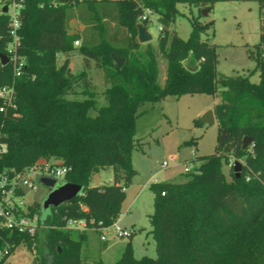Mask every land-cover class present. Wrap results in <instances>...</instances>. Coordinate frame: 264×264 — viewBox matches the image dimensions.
<instances>
[{
	"label": "trees",
	"instance_id": "1",
	"mask_svg": "<svg viewBox=\"0 0 264 264\" xmlns=\"http://www.w3.org/2000/svg\"><path fill=\"white\" fill-rule=\"evenodd\" d=\"M18 1L24 6L16 52L26 61L17 75L12 63L0 60V88L13 89L11 100L0 97V136L8 144L0 169L61 161L71 167L67 181L85 186L79 196L52 209L45 227L25 236V243L37 252L34 264H83L88 232L64 228L67 219L85 218L95 228L119 219L126 188L136 174L131 155L141 107L187 93L218 98L216 151L198 157L201 164L187 172L186 181L152 184L155 209L150 219L157 256L137 258L130 239L114 264H264V0H257L262 22L255 49L257 83L249 76L218 72L216 47L202 39L214 28L213 20L192 17L188 39L172 29L179 4L201 12L227 0ZM147 8L162 24L158 51L167 60L164 85L158 81L156 50L137 38V20ZM75 16L88 28L79 48L85 57L79 73L73 72L69 57L75 49L69 23ZM113 23L122 28L112 29ZM12 41L9 18L1 17L0 54L8 53ZM61 52L67 57L58 65ZM112 53L125 58L123 66ZM190 56L199 61L194 70L185 65ZM92 61L103 70L102 90L89 76ZM196 123L202 124L200 119ZM246 137L252 141L244 147ZM241 158V177L231 166L228 178L223 161ZM106 167L113 168V181L91 185L92 177ZM41 206L36 202L33 212L39 214ZM106 248L103 244L97 264H103Z\"/></svg>",
	"mask_w": 264,
	"mask_h": 264
},
{
	"label": "rangeland",
	"instance_id": "2",
	"mask_svg": "<svg viewBox=\"0 0 264 264\" xmlns=\"http://www.w3.org/2000/svg\"><path fill=\"white\" fill-rule=\"evenodd\" d=\"M5 6H8L7 12L4 11ZM178 8L180 12L172 29L183 39H188L190 36L192 17L200 15L201 21H214V28L203 33L202 39L209 41L216 47L217 70L220 74L249 76L252 82H259L260 74L258 71H254L258 64L255 49L260 42L262 23L257 0L219 1L207 16L202 11L200 12L196 6L179 4ZM17 12H19V7L16 6L14 0H0V18L7 16L10 28L16 24L15 13ZM262 14L264 19V9ZM137 23L146 25L152 34L153 38L149 43L157 52L158 81L164 85L167 76V60L158 51L159 26L161 25L159 16L153 13L150 15L148 23L140 18H138ZM119 27L122 28L118 24H111L112 29ZM87 29L77 16L70 20L69 33L73 38L72 44L75 49L69 52V57L74 73H79L85 68V57L79 48L83 44V36ZM19 30L17 31L18 34ZM10 34L12 35V33ZM78 35L80 38L76 37ZM77 41L79 44L76 43ZM142 44L145 46L147 43ZM1 54H6L8 63H12L13 66L17 62L19 63V57L16 56L12 43L8 45V53L3 52ZM66 57V52L59 53L58 65L64 62ZM22 60L26 61L23 57ZM91 63V68L88 70L89 76L98 89L102 90L105 86L103 70L97 68L94 61ZM198 63L199 61L195 62L192 56L185 61V65L193 67H197ZM217 100V97L207 93H187L180 97L169 95L156 103L146 102L143 104L141 110L144 113L137 118L136 137L138 141L131 155L136 174L133 183L126 188L127 195L118 220L121 226L136 228V231L131 238L118 240L117 249L122 248L131 239L134 255L137 258L157 256V246L151 232L152 223L150 219V214L155 209V192L152 189V184L186 181L188 177L186 167L190 165V171H194L201 164L198 157L216 151L218 123L212 125L197 124L196 120L201 119L208 110H214ZM100 101L104 103L105 97H100ZM238 160L243 164L245 162V158ZM165 162L167 167L163 168ZM222 171L228 178H231V166L228 162L223 161ZM113 177V168L106 167L92 177L91 185L109 184L113 181ZM49 192L50 188L40 184L35 192L26 194V200L28 202L37 201L42 204ZM49 211L45 210L42 205L39 213L40 218H46ZM261 226H264V221H262ZM87 232L88 238L82 247L83 264H97L101 258L100 250L103 241L100 239V232L94 228ZM114 243V239L109 240L110 245ZM114 250L110 247L103 253L104 264H114L117 257ZM36 257L37 252L30 249L27 244L22 243L18 245L5 264H34ZM48 261H51V258Z\"/></svg>",
	"mask_w": 264,
	"mask_h": 264
},
{
	"label": "built area",
	"instance_id": "3",
	"mask_svg": "<svg viewBox=\"0 0 264 264\" xmlns=\"http://www.w3.org/2000/svg\"><path fill=\"white\" fill-rule=\"evenodd\" d=\"M14 3L19 7V12L15 13L16 24L13 25V28H10V33L13 37L11 43L16 52L17 46L21 44V37L17 31L22 25L21 12L24 4L18 0H14ZM153 13H155L153 9L147 8L139 18L143 21L149 20L150 15H153ZM159 29H162V24ZM76 43L79 44V41ZM16 56L19 57L17 52ZM24 66L25 61L22 60V57H19V63L17 62L14 66L15 73L21 75ZM12 95V88L7 86L0 88V97L11 100ZM0 110L3 111L4 107H1ZM7 149L8 144L0 136V156ZM234 162L235 160H232L230 166H233ZM166 167L167 163L165 162L163 168ZM70 170V166L61 161L52 160L37 163L24 170H16L15 168L0 169V264H5L18 245L25 243L26 235L33 236L39 229L45 227V224L41 223L39 214L32 210V206L37 201L28 202L26 194L35 192L40 184H44L42 181L44 177L52 178L60 184L66 182ZM186 171H190V165L186 167ZM64 228L78 231H88L94 228L100 232V239L103 242L110 239L128 238L136 231V228L121 226L118 220L108 226L95 228L89 225L85 218L77 217L68 218Z\"/></svg>",
	"mask_w": 264,
	"mask_h": 264
},
{
	"label": "water",
	"instance_id": "4",
	"mask_svg": "<svg viewBox=\"0 0 264 264\" xmlns=\"http://www.w3.org/2000/svg\"><path fill=\"white\" fill-rule=\"evenodd\" d=\"M4 11H8V6H5ZM211 11V8H205L202 10L203 14L207 16L209 12ZM152 34L149 32L146 25L140 23L138 24V40L141 43H149L152 40ZM1 62L3 65H6L8 63V57L6 54H0ZM113 60L119 65L123 66L125 63V58L117 53H112ZM191 70L196 69V67H190ZM201 123L203 124H215L217 119L216 115L213 109L208 110L200 119ZM251 138L246 137L244 139V147H247L251 143ZM233 170L235 172V175L237 178L241 177V173L243 170V163L240 160H235L233 165ZM42 181L45 185L49 186L51 188L48 196L43 201L42 205L45 210H50L49 214L46 218L41 219L42 224H46V220L48 216L51 214V210L54 207H59L62 204L71 201L75 197L79 196L85 189V186L66 181L63 183H56V181L49 177L42 178Z\"/></svg>",
	"mask_w": 264,
	"mask_h": 264
},
{
	"label": "crops",
	"instance_id": "5",
	"mask_svg": "<svg viewBox=\"0 0 264 264\" xmlns=\"http://www.w3.org/2000/svg\"><path fill=\"white\" fill-rule=\"evenodd\" d=\"M216 122H217V121H216ZM118 220H119V219H118ZM114 240H115V243L112 244V245L109 244V241H107V242H102L103 244H106V245H107V248L102 252V255H103V253L106 252L110 247H111L112 249H115L114 252L116 253V256H117L116 259H115V261H114V263H115L116 260L121 256L122 251H123L125 245H124L122 248L117 249L118 245H117L116 243H117V241L120 240V239H114ZM102 260H103V258H102ZM103 264H104V260H103Z\"/></svg>",
	"mask_w": 264,
	"mask_h": 264
}]
</instances>
